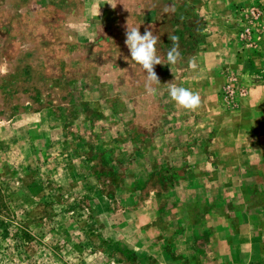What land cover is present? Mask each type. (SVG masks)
Listing matches in <instances>:
<instances>
[{
  "label": "rangeland",
  "instance_id": "rangeland-1",
  "mask_svg": "<svg viewBox=\"0 0 264 264\" xmlns=\"http://www.w3.org/2000/svg\"><path fill=\"white\" fill-rule=\"evenodd\" d=\"M0 264H264V0H0Z\"/></svg>",
  "mask_w": 264,
  "mask_h": 264
},
{
  "label": "clouds",
  "instance_id": "clouds-1",
  "mask_svg": "<svg viewBox=\"0 0 264 264\" xmlns=\"http://www.w3.org/2000/svg\"><path fill=\"white\" fill-rule=\"evenodd\" d=\"M112 5V4H111ZM113 8L116 5H112ZM165 12L169 11V8L164 9ZM125 45L127 46L131 59L129 63L131 66L139 65L146 72V81L144 89L147 95L154 96L158 94V89L153 85L160 84L159 77L155 72V66L161 65V57L157 54V42L158 38L153 34L151 26L146 27L144 34L140 32V27H131L129 23L125 25ZM169 40L172 42V47L167 51V65H175L181 60V52L179 45V37L176 35H169ZM128 60V57H125ZM191 66V62H190ZM175 79L167 83V91L170 99L176 104L178 108H182L188 111H196L201 107L202 100L199 92H194L189 88L178 86L175 83Z\"/></svg>",
  "mask_w": 264,
  "mask_h": 264
}]
</instances>
